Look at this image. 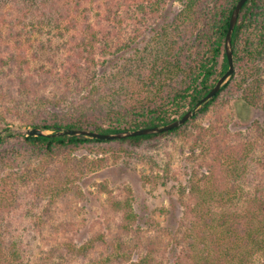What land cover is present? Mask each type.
Here are the masks:
<instances>
[{
	"label": "trees",
	"instance_id": "1",
	"mask_svg": "<svg viewBox=\"0 0 264 264\" xmlns=\"http://www.w3.org/2000/svg\"><path fill=\"white\" fill-rule=\"evenodd\" d=\"M172 1L0 0V131L111 134L164 126L195 109L229 70L227 30L239 0H179L164 22ZM233 52L235 75L179 128L106 141L0 138V264H264V121L245 123L232 105L264 111V0L244 5ZM157 142L186 152L178 227L146 230L129 195L114 197L122 213L114 230L46 231L54 219L44 200L84 196L81 182L110 158L76 153L144 162L140 149ZM59 158L66 173L52 179L54 168L43 167Z\"/></svg>",
	"mask_w": 264,
	"mask_h": 264
},
{
	"label": "rangeland",
	"instance_id": "2",
	"mask_svg": "<svg viewBox=\"0 0 264 264\" xmlns=\"http://www.w3.org/2000/svg\"><path fill=\"white\" fill-rule=\"evenodd\" d=\"M215 1L212 0L211 3L215 4ZM181 8L182 4L179 0L172 1L161 20L164 22L173 20ZM106 66L108 67V64L104 67ZM232 105L241 121L248 124L264 121V111L261 109L239 99L233 100ZM27 128L33 127L13 126L8 129ZM9 134L5 138H9ZM12 135L27 136L22 133ZM9 142L17 145L20 140L11 139ZM157 143L156 146L146 143L140 149L146 157L144 162L131 158L116 160V156H111V154L98 155L95 151L89 150L76 153L75 155H79L80 158L84 156H88L90 159L102 158L105 160L110 158L107 161V167L89 174L88 178L81 182L84 196H73V198L72 195L60 196L52 203L49 199L44 200V208H48L54 219L46 226V231L51 230L53 234L58 235L60 232L77 229L81 232L82 237H85L90 232L93 233L105 228L114 230L122 216V213L116 212L112 206L114 197L123 199L129 195L135 198L137 211L143 219L142 223L146 230L154 233L156 230L178 227L184 212L182 204L184 200L179 199L177 190L186 179V163H184L186 152L178 142H175L178 144L173 142L172 145L165 142ZM59 161L60 158L56 161H49L48 165L44 164L43 168L47 169L46 166H50V170L54 168L56 175L52 179L61 176V171L66 173L60 169ZM145 174L153 175L158 179V183H148L144 179ZM36 211L39 212V209ZM75 216L78 223L80 222L79 227L76 228L72 226ZM34 220L35 218L30 217L24 223L26 224L25 227L28 225L32 227ZM70 234L72 236V233ZM260 260L261 262L264 261V257H261Z\"/></svg>",
	"mask_w": 264,
	"mask_h": 264
},
{
	"label": "water",
	"instance_id": "3",
	"mask_svg": "<svg viewBox=\"0 0 264 264\" xmlns=\"http://www.w3.org/2000/svg\"><path fill=\"white\" fill-rule=\"evenodd\" d=\"M247 1L248 0H239L231 17L229 30H227L228 34L226 38V52L229 59V65H230L229 70L219 79V81L216 83V85L211 90V92L200 101L197 107L193 110H190L183 117L176 119L175 121L164 126L141 128L137 130H125L111 134L100 133L88 129H59L57 133H53L50 130L48 131L40 127H35V128L17 129V130L6 129L0 131V138H5L9 133H13V134L22 133L27 136L70 135V136H80V137H91L98 140L106 141V140H115V139H125V138L142 136V135L159 134L185 125L190 119H192V117H194L199 112V110H201L202 106L205 103L211 101L221 91L225 83H227L228 80L235 75L236 67H235V59L233 52V34L237 26L240 14Z\"/></svg>",
	"mask_w": 264,
	"mask_h": 264
}]
</instances>
